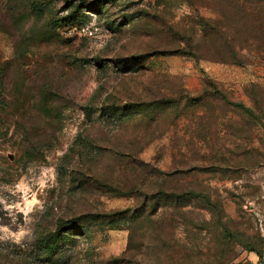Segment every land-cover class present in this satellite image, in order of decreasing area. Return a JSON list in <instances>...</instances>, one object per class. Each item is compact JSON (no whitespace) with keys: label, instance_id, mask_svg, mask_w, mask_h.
Wrapping results in <instances>:
<instances>
[{"label":"rangeland","instance_id":"1","mask_svg":"<svg viewBox=\"0 0 264 264\" xmlns=\"http://www.w3.org/2000/svg\"><path fill=\"white\" fill-rule=\"evenodd\" d=\"M0 264H264V0H0Z\"/></svg>","mask_w":264,"mask_h":264},{"label":"trees","instance_id":"2","mask_svg":"<svg viewBox=\"0 0 264 264\" xmlns=\"http://www.w3.org/2000/svg\"><path fill=\"white\" fill-rule=\"evenodd\" d=\"M55 23H56L57 25L64 24V23H65V18H60V19L56 20ZM73 221H77V219L72 220V221L70 222L69 225H70L71 227H74V226L77 224V223H75V222H73Z\"/></svg>","mask_w":264,"mask_h":264}]
</instances>
